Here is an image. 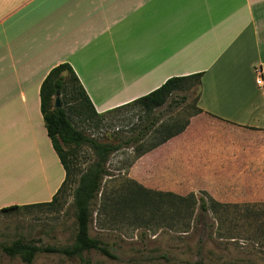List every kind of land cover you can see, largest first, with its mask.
<instances>
[{
    "label": "crops",
    "instance_id": "0c3cea01",
    "mask_svg": "<svg viewBox=\"0 0 264 264\" xmlns=\"http://www.w3.org/2000/svg\"><path fill=\"white\" fill-rule=\"evenodd\" d=\"M61 63L98 113L202 73V112L129 175L154 190L264 199V0H0V209L51 202L65 179L40 102Z\"/></svg>",
    "mask_w": 264,
    "mask_h": 264
},
{
    "label": "rangeland",
    "instance_id": "374dc122",
    "mask_svg": "<svg viewBox=\"0 0 264 264\" xmlns=\"http://www.w3.org/2000/svg\"><path fill=\"white\" fill-rule=\"evenodd\" d=\"M198 93V87L176 92L170 106L165 105L155 111L159 124L186 119L195 110ZM80 118L73 116L79 129L107 143L123 142L137 133L135 128L148 123L138 105L123 109L101 122ZM147 142H152L151 136L144 145L149 144ZM68 149L74 164V175L66 194L61 195L51 207L22 208L13 213H1L0 244H10L17 239L27 242L39 240V245L56 247L73 243L76 233L73 191L80 174L94 160V154L87 147ZM135 156V149L130 147L110 157L107 168L112 176L105 177L103 190L114 191L120 183L133 178L129 169L134 165L131 166ZM138 169L140 171L141 166ZM196 195L203 196L200 193ZM100 199L93 206L94 222L90 233L109 245L118 259L93 251L86 254L92 264H264V199L221 201L229 205L203 220H193L186 233L175 224L171 227L161 215L148 225H134L117 213H105ZM0 264L25 263L20 257L11 259L0 249ZM33 264L81 262L78 258L39 253Z\"/></svg>",
    "mask_w": 264,
    "mask_h": 264
},
{
    "label": "trees",
    "instance_id": "16d2710c",
    "mask_svg": "<svg viewBox=\"0 0 264 264\" xmlns=\"http://www.w3.org/2000/svg\"><path fill=\"white\" fill-rule=\"evenodd\" d=\"M203 74H193L182 77L169 78L161 87L151 93L136 99L135 101L98 113L80 79L68 63H61L50 70L40 88L41 112L61 164L64 167L65 179L53 196L51 202L39 203L32 206H9L0 209L1 213H13L22 208L51 207L66 194L69 185L73 183L74 164L71 160V152L68 148L87 147L94 154V160L83 171L73 191L75 206L76 233L74 241L69 246L56 247L51 245H39L40 241L27 242L22 239L14 240L10 244H0V249L11 259L20 257L25 264H33L39 253L59 254L69 259L78 258L81 264H92L86 257L93 251L110 259H118L111 247L102 239L93 237L90 233L94 222L93 206L99 198L105 213L128 218L134 225H148L158 215L163 216L169 225L181 227L182 232L189 231L192 221L203 220L209 214L213 215L229 204L214 199L207 192L200 194L206 197H198L195 193L180 194L171 191L154 190L134 179H126L116 190H103L105 177L112 176L107 168L110 157L125 149L133 147L136 152L135 161L146 153L158 148L170 139L179 135L188 125L189 119L202 112L197 108L186 119H175L168 123H160L154 116L155 111L170 106L172 96L176 92L190 91L199 88L200 96L201 78ZM60 94V107L56 108L57 93ZM197 98V101H198ZM186 99V97H184ZM138 105L147 117V125L137 129V133L128 137L123 142L107 143L87 135L79 129L73 116H78L90 121L96 119L104 121L107 117L131 106ZM80 118V119H81ZM151 136L152 142L144 145L145 140ZM130 166V165H129Z\"/></svg>",
    "mask_w": 264,
    "mask_h": 264
},
{
    "label": "built area",
    "instance_id": "2783aa9c",
    "mask_svg": "<svg viewBox=\"0 0 264 264\" xmlns=\"http://www.w3.org/2000/svg\"><path fill=\"white\" fill-rule=\"evenodd\" d=\"M263 82H264V80H263L262 71L261 70H258L257 71V84L258 85H262Z\"/></svg>",
    "mask_w": 264,
    "mask_h": 264
},
{
    "label": "water",
    "instance_id": "95a60500",
    "mask_svg": "<svg viewBox=\"0 0 264 264\" xmlns=\"http://www.w3.org/2000/svg\"><path fill=\"white\" fill-rule=\"evenodd\" d=\"M56 103H55V107L58 108L60 107V94L59 92L57 93V97H56Z\"/></svg>",
    "mask_w": 264,
    "mask_h": 264
}]
</instances>
